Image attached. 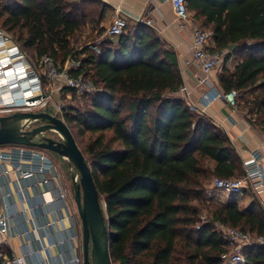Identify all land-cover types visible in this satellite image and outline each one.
<instances>
[{
	"label": "trees",
	"instance_id": "16d2710c",
	"mask_svg": "<svg viewBox=\"0 0 264 264\" xmlns=\"http://www.w3.org/2000/svg\"><path fill=\"white\" fill-rule=\"evenodd\" d=\"M109 8L102 0H13L0 6V27L24 53L50 54L63 66L80 60L71 72L102 87L88 95L90 108L63 116L103 201L112 264H223L217 223L264 236V212L207 196L213 177L244 175L240 156L222 128L177 94V57L151 26L129 23L102 39L101 53L92 43L73 47L86 25L104 32ZM188 8L212 31L215 49L230 50L224 65L241 56L221 72L219 88L236 90L238 108L264 130V0H188ZM201 209L210 214L204 223ZM246 260L264 264V244Z\"/></svg>",
	"mask_w": 264,
	"mask_h": 264
},
{
	"label": "crops",
	"instance_id": "0c3cea01",
	"mask_svg": "<svg viewBox=\"0 0 264 264\" xmlns=\"http://www.w3.org/2000/svg\"><path fill=\"white\" fill-rule=\"evenodd\" d=\"M102 1L110 6L101 23V26L106 28L116 14L125 15L130 24L138 22L139 19L152 20L150 26L177 57L183 78L181 87L186 88L184 93L178 91L177 94L189 105L196 106L197 112L211 118L228 134L240 156L244 173V162L256 150L263 154L264 170L263 128L255 120H250L245 110L235 108L223 99L207 102L208 96L213 92L207 84L199 82V79L204 77V73L191 62L193 42L191 29L183 31L178 29L171 2L166 0ZM190 12L191 15L194 14L193 11ZM215 46L216 43L212 40L209 47L215 49ZM240 60L239 55L231 56L226 65H222L212 73L211 78L219 86L221 72L224 69L234 70ZM38 179L39 177H31L23 180L10 165H0V208L6 202L10 204L14 212L12 217L14 233H22L24 230L28 232L26 236L21 234L14 237L8 236V251L26 254L27 264H77L76 257H83V228L80 217L78 218L75 213V205L70 197L66 207L59 199L50 201L48 188L37 185ZM58 183L64 184L60 176ZM207 196L229 202V197L222 192H207ZM236 203L243 210L264 212V190L259 192L247 187ZM223 264L242 263H234L231 259H226Z\"/></svg>",
	"mask_w": 264,
	"mask_h": 264
},
{
	"label": "built area",
	"instance_id": "2783aa9c",
	"mask_svg": "<svg viewBox=\"0 0 264 264\" xmlns=\"http://www.w3.org/2000/svg\"><path fill=\"white\" fill-rule=\"evenodd\" d=\"M170 1L173 10L176 14L177 27L183 31L191 29L192 42V63L196 64L204 73V77L199 79L201 84H207L213 92L208 96L207 102L211 103L218 99H223L233 107L237 108L238 92L236 90L223 91L211 78L212 73L224 65L226 58L229 55V49H211L209 47L213 33L211 30L202 26L191 15L188 8V0H166ZM138 22L152 25V20L139 19ZM129 21L125 15L116 14L110 25L106 29V35L114 37L123 34ZM1 50L6 53L5 56H0V70L3 72V77L7 79L9 95L6 97L3 93V88L0 85V102L5 107H28L25 103L35 99L33 102H40L34 96L40 94L43 87V76L39 75L32 65L27 62L26 54L18 45L6 46V41L3 35L0 34ZM102 39H98L92 45V48L101 53L100 44ZM3 44V45H2ZM20 61L18 64L16 62ZM68 69L60 71L55 64L54 58L50 54H45L41 57V66L47 69V80H55L64 83L76 96L84 97L93 93L102 91L92 79L85 77L84 74L74 75L71 70H77L81 66V61L71 59L68 62ZM21 90L19 93H13L16 90ZM185 87H181L179 92L184 93ZM9 101V102H8ZM192 110L197 111V107L190 105ZM65 105L57 107L56 115L59 116ZM54 114V113H53ZM62 117V116H60ZM63 118V117H62ZM263 154L256 150L251 157L244 162L245 173L242 177L223 178L215 176L212 179V188L214 191L222 192L229 198V202L238 201V198L243 195L245 188L252 190H264V170L262 167ZM10 165L12 170L18 173L21 179H29L31 177H39L37 185H44L48 188L47 193L50 195V201L59 199L64 202V206L68 205L69 192L66 188L58 183L59 175L56 173L55 163L43 152V149L36 147H27L21 145H13L12 149H0V165ZM210 193L211 190L208 189ZM13 210L8 202L4 203L0 208V264H27L26 254L10 253L8 251V236L27 235V231L22 233H14L12 217ZM59 221H61L59 219ZM217 230L220 232L224 240L228 252L223 255V258L231 259L234 263H247L246 251L255 245L264 244V236L253 234L250 231H245L240 228L217 223ZM78 237V236H76ZM77 264H84L83 257H76Z\"/></svg>",
	"mask_w": 264,
	"mask_h": 264
},
{
	"label": "water",
	"instance_id": "95a60500",
	"mask_svg": "<svg viewBox=\"0 0 264 264\" xmlns=\"http://www.w3.org/2000/svg\"><path fill=\"white\" fill-rule=\"evenodd\" d=\"M237 46L235 43L231 44L230 49L234 51ZM21 118L30 119L28 126L34 121L43 123L22 132L7 124L8 121ZM47 131L56 132L58 137L42 136L38 139ZM5 145L36 147L69 159L76 169V175L73 177L74 199L83 228L84 264H112L110 235L103 201L91 167L65 120L49 111L16 112L2 116L0 147Z\"/></svg>",
	"mask_w": 264,
	"mask_h": 264
},
{
	"label": "rangeland",
	"instance_id": "374dc122",
	"mask_svg": "<svg viewBox=\"0 0 264 264\" xmlns=\"http://www.w3.org/2000/svg\"><path fill=\"white\" fill-rule=\"evenodd\" d=\"M13 0H0V6L4 7L5 5H7L8 3L12 2ZM192 15L194 16V14L192 13ZM195 18V17H194ZM198 22L201 23V21L198 18H195ZM104 32L102 34L98 33L97 30H93L92 25H86L82 28L81 31L78 32V34L76 35V37L73 40V47H75L76 49L81 50L82 48L86 47L87 45L91 44V48L92 45L94 44V42L98 39H107L108 36L105 34L106 32V27L103 26ZM0 34L3 35L4 39L7 40L6 41V46L10 47L13 45H17L16 42L13 40V36L10 32H8L6 29H3L0 27ZM102 37V38H99ZM3 45V44H2ZM2 46H0V49ZM93 49V48H92ZM26 57H27V62L29 63V65H32V67L34 68V70L41 76H43V87H42V91L41 93L36 97L37 100H39V104L35 107H5V106H1L4 103L0 102V117L2 116H7V115H11L14 114L16 112H27V111H33V112H40V111H49L51 113L56 114L55 112H57V107L59 105H65V108L59 113V116H63V112L67 109H71V108H76L80 111H85L88 108H90V101L91 98L86 95L84 97H78L76 96L68 87L65 86L64 83H61L59 81H53V80H47L46 78V73H47V69L44 66H41V57H37L36 55H33L32 52L26 51ZM6 53H4V50H0V56H5ZM1 61V60H0ZM20 61L22 60H18L16 62V64H18ZM0 64H2V62H0ZM56 66L59 68L60 71H64L68 69V65H64L60 62V61H55ZM20 65V64H18ZM1 71V70H0ZM2 72V71H1ZM1 76V75H0ZM5 81V79H3V76L1 78V81ZM0 81V82H1ZM6 82V81H5ZM100 87V86H99ZM3 88V87H2ZM3 93L4 95H6V97L9 95L8 91L5 90V88L3 89ZM43 122L41 121H34L32 122L27 128L26 130H31L33 129V127L38 126L40 124H42ZM76 132V130L74 131ZM42 136H48V137H58L56 132L53 131H47L44 134L40 135L38 137V139H41ZM13 145H5V146H1L0 149L1 150H7V149H12ZM43 152L55 163L56 166V173L63 178V187L66 188L69 192V197L72 199L73 201V205H75V213L77 215V217L79 218V214H78V209L76 206V202L74 199V183H73V177L76 175V169L75 167L71 164V162L69 161V159L64 158L60 155H57L53 152L47 151V150H43ZM64 172V174H63ZM209 190H211V192L214 191V189L212 188V180L210 181L209 185H208ZM198 204V202H196ZM200 215H201V223L206 222L207 220L210 219V214L208 212L207 209H201L200 211ZM80 219V218H79ZM177 258L181 257L180 253L177 254L176 256ZM182 259V258H180Z\"/></svg>",
	"mask_w": 264,
	"mask_h": 264
},
{
	"label": "bare ground",
	"instance_id": "6f19581e",
	"mask_svg": "<svg viewBox=\"0 0 264 264\" xmlns=\"http://www.w3.org/2000/svg\"><path fill=\"white\" fill-rule=\"evenodd\" d=\"M0 42H1V40H0ZM1 50V49H0ZM3 74V72H1L0 71V81H1V78H2V75ZM3 79H5L4 77H3ZM6 81V82H5ZM5 81L3 80V81H1L0 82V85H1V87H3V89L5 88V90H7V91H9V88H8V85H7V83H8V81H7V79H5ZM10 92V91H9ZM19 92H21V90H16V91H14L13 93H19ZM39 94H35L34 96L35 97H37ZM35 99H33V100H30L29 102H27V103H25L26 105H30L31 107H35V106H37L38 104H39V102H33ZM9 102V101H8ZM1 107V106H0ZM30 121V119H25V118H21V119H15V120H12V121H8L7 122V124L8 125H11V126H13V127H15V129L17 130V131H19V132H22V131H24L27 127H28V125H27V123Z\"/></svg>",
	"mask_w": 264,
	"mask_h": 264
}]
</instances>
